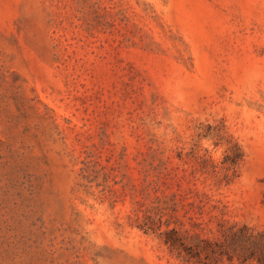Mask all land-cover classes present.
I'll return each instance as SVG.
<instances>
[{
  "label": "rangeland",
  "instance_id": "374dc122",
  "mask_svg": "<svg viewBox=\"0 0 264 264\" xmlns=\"http://www.w3.org/2000/svg\"><path fill=\"white\" fill-rule=\"evenodd\" d=\"M171 228L258 264L264 0H0V264H198Z\"/></svg>",
  "mask_w": 264,
  "mask_h": 264
},
{
  "label": "trees",
  "instance_id": "16d2710c",
  "mask_svg": "<svg viewBox=\"0 0 264 264\" xmlns=\"http://www.w3.org/2000/svg\"><path fill=\"white\" fill-rule=\"evenodd\" d=\"M147 228H153L147 226ZM164 240L175 251L177 257L183 262H197L198 264H214L224 254L230 259L232 255L226 249V243H218L208 238L196 236L192 241L186 242L174 228L163 232ZM234 235V234H232ZM240 239L242 237L240 236ZM264 245V243H262ZM246 258V257H244ZM258 264H264V247L256 256Z\"/></svg>",
  "mask_w": 264,
  "mask_h": 264
}]
</instances>
